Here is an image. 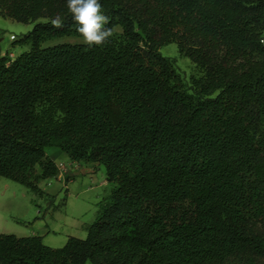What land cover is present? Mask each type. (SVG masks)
Masks as SVG:
<instances>
[{
  "label": "trees",
  "instance_id": "obj_1",
  "mask_svg": "<svg viewBox=\"0 0 264 264\" xmlns=\"http://www.w3.org/2000/svg\"><path fill=\"white\" fill-rule=\"evenodd\" d=\"M100 3L114 36L88 49L45 46L80 37L66 0H0L2 17L47 19L0 58V177L47 196L56 147L111 190L62 247L0 233V264H264V0Z\"/></svg>",
  "mask_w": 264,
  "mask_h": 264
},
{
  "label": "rangeland",
  "instance_id": "obj_2",
  "mask_svg": "<svg viewBox=\"0 0 264 264\" xmlns=\"http://www.w3.org/2000/svg\"><path fill=\"white\" fill-rule=\"evenodd\" d=\"M45 21L47 19L41 18L36 22ZM35 23L26 24L0 16V58L12 59L27 50L29 45L22 46L16 41L32 30ZM58 43H82V38L65 36L47 41L45 46ZM160 52L175 59L177 69L187 83L197 73L195 65L180 54L175 43L161 47ZM55 159L71 169L70 160L64 153ZM72 172L75 175L71 180L64 175L60 176L61 180L58 177L43 180L40 187L48 194L43 197L18 182L0 177V233L17 236L49 233L43 242L51 247L64 246L69 236L85 238L87 226L95 220L97 202L111 190L103 165L95 167L82 162L81 168Z\"/></svg>",
  "mask_w": 264,
  "mask_h": 264
},
{
  "label": "clouds",
  "instance_id": "obj_3",
  "mask_svg": "<svg viewBox=\"0 0 264 264\" xmlns=\"http://www.w3.org/2000/svg\"><path fill=\"white\" fill-rule=\"evenodd\" d=\"M68 12L72 16L73 27L82 38V43L91 49L103 47L114 36V28L106 27L110 17L105 14L100 0H66ZM54 28H63L60 16L51 20Z\"/></svg>",
  "mask_w": 264,
  "mask_h": 264
},
{
  "label": "crops",
  "instance_id": "obj_4",
  "mask_svg": "<svg viewBox=\"0 0 264 264\" xmlns=\"http://www.w3.org/2000/svg\"><path fill=\"white\" fill-rule=\"evenodd\" d=\"M50 148H52V147H50ZM49 149V148H48ZM48 149H47V154L52 158V159H54L55 161H56V163H57V160L55 159V158H58L59 157V155L61 154V153H63V152H61L60 150H59V148L57 149L56 147L55 148H53V150L51 151H49L48 152ZM68 157V156H67ZM68 159H69V157H68ZM70 160V159H69ZM81 163L82 162H77V161H72V160H70V167H71V169H68V167L66 166V164L65 163H57L58 164V166H59V170H60V173H59V175L57 176L58 177V179L59 180H61V177L60 176H62V175H64V177L65 176H67V177H71L70 178V180L74 177V173L72 172L73 170H75V171H77V170H79L80 168H81ZM64 168V169H63ZM48 179H50V178H48ZM48 179H45V180H48ZM43 181V180H42ZM41 181V182H42ZM40 182V183H41ZM106 182H107V180H106ZM40 183H39V186H40ZM108 183V182H107ZM48 234L49 233H46L45 235H41L42 237H43V240L45 241V238L48 236ZM47 244H50V243H47Z\"/></svg>",
  "mask_w": 264,
  "mask_h": 264
},
{
  "label": "built area",
  "instance_id": "obj_5",
  "mask_svg": "<svg viewBox=\"0 0 264 264\" xmlns=\"http://www.w3.org/2000/svg\"><path fill=\"white\" fill-rule=\"evenodd\" d=\"M11 38H13V39H15V37L14 36H12ZM263 42H264V40H262ZM64 169V168H63Z\"/></svg>",
  "mask_w": 264,
  "mask_h": 264
}]
</instances>
